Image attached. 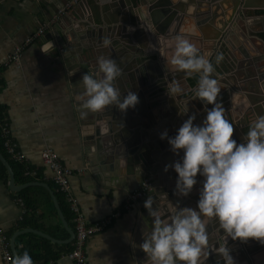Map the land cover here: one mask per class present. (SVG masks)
Instances as JSON below:
<instances>
[{
	"label": "crops",
	"instance_id": "1",
	"mask_svg": "<svg viewBox=\"0 0 264 264\" xmlns=\"http://www.w3.org/2000/svg\"><path fill=\"white\" fill-rule=\"evenodd\" d=\"M68 1L71 0H0V66L2 67L0 104L5 108L12 141L16 144L17 150L25 155L23 163L32 168L31 174L42 176L43 182L47 184L53 182L54 172L44 163L42 153L46 150L56 152L61 163L71 170V191L78 199L79 207L89 223H95L116 212L120 213L108 227L88 239L85 249L87 264H138L140 236L150 220L144 202L149 197L152 200V207L158 209V199L154 198L151 186L150 191L137 202L132 203L130 209H126L124 205L127 196L138 190L144 180L149 179L153 184L155 177L148 173L143 176L142 181L140 176L133 173L132 166L126 161L127 148L123 152L116 144L113 149L108 147V150L100 151L86 138L85 132H88L90 113L83 119L80 116V104L82 99L86 98L83 96L80 80L84 73L99 78L98 59L102 54L101 50H98L99 55H97L95 49L80 53L74 47L57 44L64 28L68 27L67 20L64 19L66 13L69 12L68 15H71L67 17L68 19H76L77 16L83 15L82 8L74 5L75 3L61 13L60 10ZM86 1L90 18L93 19L95 16L99 25H102L101 17L106 22L120 20L119 9L113 0ZM219 2H222L223 9L231 8L228 6L231 5L229 1L219 0ZM257 10H250L248 22L234 26L225 41L218 42L217 38L216 40L211 38L212 33L206 27L207 24L200 26L203 33L201 36L188 34L192 32V27L183 32L184 23L181 27L182 31L177 33L213 60L215 70L212 76L220 86L217 102L224 108V113L230 110L236 119L244 118L248 121L243 128L244 133L257 116L264 115V107L258 104L257 96L243 90L241 85H236L225 76L228 71L233 70L232 67L229 69V60L242 58L238 49L241 45L248 49L251 55L259 58V63H264V39L260 36V32H264V13H257ZM48 22L50 24L44 35L26 44V39L32 37L41 24ZM258 25L263 28L258 29ZM249 30L255 35L256 41H249L250 36L247 33ZM177 34L160 35L157 42V54L168 71L170 70L166 60L172 55L174 36ZM17 47H22V50L18 61H14ZM41 49H45L46 53ZM217 53L223 54L219 64L214 62ZM170 72L182 73L184 76L183 72ZM182 75L174 80L182 88V92L174 96L187 95L181 98L185 105V109L181 108V110L184 113L188 111L184 114L183 120L192 114H195L197 120L204 119L206 115L204 106L193 99V89L196 87L198 76L181 78ZM238 75L241 76V72H238ZM244 85L251 89L255 83L248 81ZM166 96H169L168 93ZM161 105V103L155 104V108ZM143 107L148 109V100L138 106L139 109ZM10 159L13 160L11 157ZM15 178L17 179L16 174ZM7 180L0 176V264H10L5 258L3 240L8 244L13 257H15L13 247L20 255L19 249L25 247L27 243L40 246L32 235L44 236L23 231L25 229H35L59 240L55 242L44 237L52 243L60 245L70 243L74 247L75 238L69 243L60 242L68 239L70 234L68 233L66 239H60L63 232L56 228L57 220L45 208L39 209L34 214L32 223H35L37 228H20L27 211L17 195L19 191H14L9 186V174ZM41 206L45 207L44 204ZM69 226L75 228L70 224ZM53 249L59 251L57 247ZM69 252H61L54 264H76V261L69 257Z\"/></svg>",
	"mask_w": 264,
	"mask_h": 264
},
{
	"label": "water",
	"instance_id": "2",
	"mask_svg": "<svg viewBox=\"0 0 264 264\" xmlns=\"http://www.w3.org/2000/svg\"><path fill=\"white\" fill-rule=\"evenodd\" d=\"M113 1L119 9L121 18L117 22H106L101 17L102 25L96 23L95 16L92 15L93 19L90 18L91 14L88 13L87 9L89 8L86 0L75 3L74 5L82 8L83 15L82 17L77 16L76 19H68L67 17L71 15H68L69 12L66 11L64 19L67 20L68 27L64 28L62 37L60 41H57V44L74 47L80 53L95 49L99 55L98 50H101L102 56L115 60L121 69V75L116 79V86L122 94L121 98L127 95L128 91H133L138 95L139 103L135 108L120 111L115 106H109L103 111L90 113L88 132L85 134L87 140L94 143L97 150H108V147L113 149L116 144L123 152L127 148L126 161L132 166L133 173L140 176L142 181L144 180L143 176L148 173L155 177L151 191L154 198L158 199V210L163 218L174 212L177 204L179 207L195 208L203 178L197 176L198 183L187 197H178L174 194L177 173L171 167L167 172L164 171L165 165H171L180 159L183 153L174 154L170 150L167 139H161L160 134L165 130L169 137L176 134L177 129L184 121V111L181 108L185 109V105L181 98L187 95L174 96L171 94L170 96L168 94L169 96H166L174 80H177V77L182 73L170 72L161 63L162 59L157 54L158 38L160 35L170 36L180 33L183 23L185 24L183 32L192 27V32L188 34L201 36L203 33L200 26L207 24L206 27L212 33L211 38L215 40L217 38L218 42L225 41L234 26L241 22H248L250 10H264V0H227L231 3L228 5L231 7L228 10L223 9L222 2L219 0ZM247 33L250 36L249 41L257 40L255 35L251 34V30ZM105 37L110 40L107 47L102 44ZM238 49L242 58L229 60V69L232 67L233 70L228 71L225 78L231 79L236 85H241L243 90L250 91L252 95L257 96L258 104L264 107V63H259V58L251 55L243 45ZM200 53L203 54L202 51ZM151 55L157 57L150 58ZM218 69L223 70V68ZM238 72H241L242 75H238ZM181 78L184 76L182 75ZM248 81L255 83L251 89L244 85ZM147 100L149 101L148 109L144 107L139 109L138 106ZM160 103L162 105L155 108V104ZM224 115L234 126L233 138L238 143L243 142V128L248 124V121L244 118L236 119L230 110ZM202 120L196 119L194 123L199 125ZM0 160L8 171L9 186L12 190L20 191L28 186L39 185L49 191L59 217L70 234L68 239L60 242H72L76 235L75 230L69 226L52 187L39 181L18 185L13 167L1 150ZM150 224L151 218L149 224L144 228L145 235L150 230ZM215 226L211 222L208 224L210 252L205 264H217L218 261L219 264H223L222 258L215 253L217 243L223 239L221 234L215 230ZM23 231L34 232L59 242V240L35 229ZM142 240L143 233L140 236L139 244L142 243ZM228 245L236 264H263L264 244L251 239L247 242L229 239ZM138 249V264H148L145 253L140 248ZM13 250L14 256H17L15 247Z\"/></svg>",
	"mask_w": 264,
	"mask_h": 264
},
{
	"label": "clouds",
	"instance_id": "3",
	"mask_svg": "<svg viewBox=\"0 0 264 264\" xmlns=\"http://www.w3.org/2000/svg\"><path fill=\"white\" fill-rule=\"evenodd\" d=\"M174 41L166 64L170 71L183 72L185 77L198 76L193 99L204 106L206 115L199 125L194 123L195 114L189 115L172 137L167 130L160 134L174 154L183 153L180 159L165 165L164 171L171 167L177 173L174 194L178 197H187L192 192L198 175L203 178L202 186L195 208L177 204L176 210L163 218L148 197L144 207L151 218L150 230L146 235L143 230L139 248L148 264H205L210 252L208 224L211 222L223 237L215 253L223 264H236L229 239L241 242L251 239L264 244V115L256 117L244 133L243 142L238 143L233 138V124L225 118V110L217 102L220 86L212 76L213 60L179 34L174 36ZM102 44L109 46V38H103ZM41 50L46 53L45 49ZM222 59L223 54L217 53L215 64ZM97 73L99 78L89 73L81 76L80 85L86 97L80 104L82 119L109 106L120 111L135 108L138 95L128 91L121 98L116 86L121 69L115 60L99 57ZM181 92L182 88L174 82L168 94ZM187 113L186 110L184 114ZM11 264H34V261L24 251Z\"/></svg>",
	"mask_w": 264,
	"mask_h": 264
},
{
	"label": "built area",
	"instance_id": "4",
	"mask_svg": "<svg viewBox=\"0 0 264 264\" xmlns=\"http://www.w3.org/2000/svg\"><path fill=\"white\" fill-rule=\"evenodd\" d=\"M79 1L81 0H71L66 2V5L64 6V8L60 10V12L64 13V11L67 8H69L72 5V3H77ZM49 24L50 22L41 24L40 27L35 32V34H33L32 37L26 39V44H28L30 41H33L37 37L43 36ZM21 50L22 47H17L15 51L14 61H18ZM0 134L3 142V147L7 152V154L13 160L23 162L25 159V155L17 150L16 144L12 141L7 119H4L3 121L0 122ZM42 159L44 163L53 170L54 172L53 182L57 186L58 190L64 194L65 199L70 207V210L73 213V220L75 224L74 230L76 235H75L74 247L69 252L68 255L71 259L76 261V264H87L85 249L88 239L92 235L101 232L106 227H108L112 223L113 219L117 217L120 213L116 212L95 223H89L86 220L83 212L81 211V208L79 207L78 199L74 196V194L71 191V186H70L71 170L65 167L61 163L60 157L56 152L50 150L43 151ZM151 186L152 183L149 179L144 180L142 186L138 190L131 192L127 196L124 207L126 209H130L132 203L137 202L140 198L144 197L150 191ZM3 244L5 251V258L11 264L12 259L14 257L10 253L6 241L3 240Z\"/></svg>",
	"mask_w": 264,
	"mask_h": 264
},
{
	"label": "trees",
	"instance_id": "5",
	"mask_svg": "<svg viewBox=\"0 0 264 264\" xmlns=\"http://www.w3.org/2000/svg\"><path fill=\"white\" fill-rule=\"evenodd\" d=\"M256 12L264 13V10H257ZM260 36L264 39V32H260ZM1 70L2 67L0 66V75H1ZM0 88H1V79H0ZM4 119H6L5 108L0 104V122L3 121ZM0 150L10 161L17 176L16 179L17 183L24 184L33 181L43 182V177L40 175L31 174L30 172H32V168L26 166L25 163L19 161H17L16 163L10 159L9 155L7 154V152L3 147L1 134H0ZM0 176L5 181H8L7 180L8 172L4 164L1 162V160H0ZM49 184L52 187V189L55 191V195L57 197V200L59 202V205L66 220L72 227H75L73 220V213L69 208L68 202L66 201L64 194L58 190L54 182H50ZM17 195L23 201L27 211L23 218V221L20 223V228H28V227L37 228L36 224L32 223V219L34 217V214L38 212L39 209L45 208L48 210L49 214L57 220L56 228L63 232V235L62 237L60 236V239H66L69 236L67 230L64 228V225L58 215L54 201L49 191L45 187L29 186L17 192ZM42 204H44L45 207H42L41 206ZM32 237H35L38 240L40 246L37 247L36 244L27 243L25 247L19 249V252L20 254H22L24 251H28L29 254L32 256L34 264L36 263L54 264L58 259V257L60 256L61 252L68 253L73 249V246L70 243L65 245H60V244L52 243L50 240L41 236L32 235ZM53 247H57L59 251H55Z\"/></svg>",
	"mask_w": 264,
	"mask_h": 264
},
{
	"label": "rangeland",
	"instance_id": "6",
	"mask_svg": "<svg viewBox=\"0 0 264 264\" xmlns=\"http://www.w3.org/2000/svg\"><path fill=\"white\" fill-rule=\"evenodd\" d=\"M258 29H262L263 27L261 25L257 26ZM254 30V29H253ZM252 32V31H251Z\"/></svg>",
	"mask_w": 264,
	"mask_h": 264
}]
</instances>
